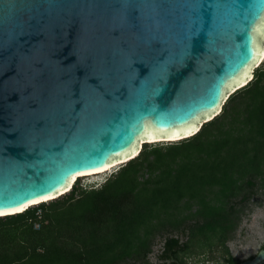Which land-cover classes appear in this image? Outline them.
Instances as JSON below:
<instances>
[{
	"label": "water",
	"instance_id": "95a60500",
	"mask_svg": "<svg viewBox=\"0 0 264 264\" xmlns=\"http://www.w3.org/2000/svg\"><path fill=\"white\" fill-rule=\"evenodd\" d=\"M263 31L264 0H0V216L63 195L149 129L200 127L252 78ZM263 260L264 245L237 264Z\"/></svg>",
	"mask_w": 264,
	"mask_h": 264
},
{
	"label": "trees",
	"instance_id": "16d2710c",
	"mask_svg": "<svg viewBox=\"0 0 264 264\" xmlns=\"http://www.w3.org/2000/svg\"><path fill=\"white\" fill-rule=\"evenodd\" d=\"M263 199L264 58L192 135L0 216V264H149L160 238V264H237L228 242Z\"/></svg>",
	"mask_w": 264,
	"mask_h": 264
},
{
	"label": "rangeland",
	"instance_id": "374dc122",
	"mask_svg": "<svg viewBox=\"0 0 264 264\" xmlns=\"http://www.w3.org/2000/svg\"><path fill=\"white\" fill-rule=\"evenodd\" d=\"M261 45H264V37L261 38ZM116 166L97 173H90L81 176L83 184L100 183ZM184 238V236H183ZM163 238L157 239L153 245L152 252L149 254V264H160L159 253L162 249ZM264 244V199L261 205H254L243 218L237 228L233 239L228 242L232 254L239 258H247L254 254Z\"/></svg>",
	"mask_w": 264,
	"mask_h": 264
},
{
	"label": "bare ground",
	"instance_id": "6f19581e",
	"mask_svg": "<svg viewBox=\"0 0 264 264\" xmlns=\"http://www.w3.org/2000/svg\"><path fill=\"white\" fill-rule=\"evenodd\" d=\"M263 33H264V31H263ZM258 51H259L258 61H257V63L255 65H257L264 58V45L261 46V45L258 44ZM250 77H251V72L249 70L239 80H237L231 87H229V92L232 91L234 88L244 84ZM226 96L227 95L224 96V99H225ZM200 123H198L197 125L193 126L190 129L184 130V131L176 133V134L165 133L164 131H154L152 129H149L146 132V134L141 138V140L139 141L140 143H138V145H136L130 151L117 156L112 164L106 166L105 168H102V169H99V170H95V171H92V172H88L86 174L95 173V172H101L103 170H107V169L115 166L116 162L125 160V159L135 155L137 153L138 149H139V146L141 145V142L144 141V140L154 141V140H160V139H175V138H179V137H182L184 135L191 134L193 131L197 130V128L199 127ZM15 210H21V208L14 209L13 211H15ZM13 211L10 210V211H6V212H13ZM2 213L3 212H0V214H2Z\"/></svg>",
	"mask_w": 264,
	"mask_h": 264
},
{
	"label": "flooded vegetation",
	"instance_id": "af4514ba",
	"mask_svg": "<svg viewBox=\"0 0 264 264\" xmlns=\"http://www.w3.org/2000/svg\"><path fill=\"white\" fill-rule=\"evenodd\" d=\"M261 247H262V246H261ZM261 247H260V248H261ZM260 248H259V249H260ZM259 249H258V250H259ZM254 254H255V253H254Z\"/></svg>",
	"mask_w": 264,
	"mask_h": 264
}]
</instances>
